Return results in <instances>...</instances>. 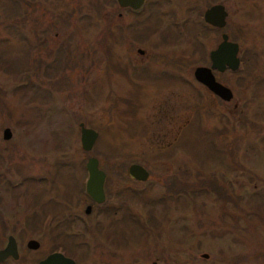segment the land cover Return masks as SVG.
<instances>
[{"label": "rangeland", "instance_id": "1", "mask_svg": "<svg viewBox=\"0 0 264 264\" xmlns=\"http://www.w3.org/2000/svg\"><path fill=\"white\" fill-rule=\"evenodd\" d=\"M111 1L0 0V245L18 234L21 248L0 264L59 248L76 264H264V0ZM213 3L220 30L202 20ZM221 32L239 47L238 70L216 74L228 101L192 75ZM79 122L98 134L89 151ZM88 156L106 174L99 204L84 191ZM56 195L59 236L25 226L57 219Z\"/></svg>", "mask_w": 264, "mask_h": 264}, {"label": "water", "instance_id": "2", "mask_svg": "<svg viewBox=\"0 0 264 264\" xmlns=\"http://www.w3.org/2000/svg\"><path fill=\"white\" fill-rule=\"evenodd\" d=\"M117 5L121 8L129 7L137 9L144 0H115ZM227 12L224 6L220 3H213L204 8L202 12V20L217 28L225 25ZM238 44L235 41L228 39L225 32L220 34V41L208 53L209 65H197L193 68V78L203 85L209 92L221 100L228 101L232 98L231 90L222 82L215 79L212 70L223 71L228 68L230 71H235L239 67ZM137 52L141 53L140 49ZM79 127V142L80 147L84 151H89L93 146L97 137V132L83 125L82 122L78 123ZM11 136V131L8 127H4L1 131V138L8 139ZM85 170L87 173L84 191L86 195L95 203H102L105 195L103 191V183L105 179V172L98 167L97 158L88 156L85 163ZM127 173L130 177L138 181H144L148 177L147 169L139 163L132 162L127 166ZM84 213H89L90 205L84 207ZM29 248H36L38 242L36 240H29L26 244ZM10 256L16 259L18 254L16 251V244L14 238L9 235L6 244L0 248V262L6 257ZM203 257L207 255L202 254ZM36 264H74V261L58 251H53L46 254L43 258L39 259Z\"/></svg>", "mask_w": 264, "mask_h": 264}, {"label": "flooded vegetation", "instance_id": "3", "mask_svg": "<svg viewBox=\"0 0 264 264\" xmlns=\"http://www.w3.org/2000/svg\"><path fill=\"white\" fill-rule=\"evenodd\" d=\"M144 2H145V0L142 2V4L137 8V9H139L143 4H144ZM211 5V4H210ZM209 6V5H208ZM207 6V7H208ZM125 8H127L128 10H131V12H133V11H135V10H137V9H131V8H129V7H125ZM206 8V7H205ZM204 22V21H203ZM205 23V22H204ZM207 26H209L210 28H214V29H217V30H220V29H222V28H224V26L223 27H221V28H217V27H215V26H211V25H209V24H207V23H205ZM226 24V23H225ZM222 33V32H221ZM220 33V34H221ZM220 41V40H219ZM218 44V43H217ZM216 44V45H217ZM215 45V46H216ZM215 48V47H214ZM137 49H140V48H137ZM213 49V48H212ZM142 52L141 53H143V50L142 49H140ZM210 51V50H209ZM209 51H208V53H209ZM139 53V52H138ZM140 53V54H141ZM207 58H208V54H207ZM209 65V59H208V63H207V65L206 66H208ZM226 70H228V68H225L223 71H216V70H212V73H213V75H214V77H215V79H216V74H218V73H221V72H224V71H226ZM230 71V70H229ZM217 80V79H216ZM9 139V138H8ZM8 139H3L4 141L5 140H8ZM2 152V151H1ZM0 158H2V154H0ZM3 164V165H2ZM4 165H5V163H3L1 160H0V181L1 180H4V178L6 177L5 175H6V170L4 169L5 167H4ZM106 176V175H105ZM3 178V179H2ZM135 180V179H134ZM138 181V180H137ZM145 181V180H144ZM140 182H142V181H140ZM49 183L51 184V187H53V184H55L56 182H54L53 180H51V181H49ZM6 184V183H5ZM20 184V182H18L17 181V179L16 180H14V181H11L10 183H8V184H6V186H8V188H10V190H14L15 188H17L18 187V185ZM46 184H47V181H46ZM58 185V184H57ZM103 186H104V184H103ZM7 187H4L3 186V188L2 189H6ZM7 188V190H9ZM103 189H104V187H103ZM53 190H54V188H53ZM56 193L58 194V192H57V188H56ZM105 195V194H104ZM61 197H58L57 195H56V198H54V199H50V198H48V199H46V202L48 203V205L47 206H49V207H51L52 209H55L54 207H56V208H58L57 209V213H56V215H57V219H53L52 217H53V215H50V216H52L50 219H48V220H46V219H43V220H40V219H37L36 217L35 218H33V219H30L28 216H26V217H28V218H26L25 219V221H24V223H25V226H29V225H31V226H34V224H40V225H42L43 227H49V228H56V230H57V227H59V228H61V227H63L62 225H63V220L64 219H62V217H60L61 216V214H60V211H61V209H62V207H63V201H62V199H60ZM89 200L91 201V202H93L90 198H89ZM2 201H5V199H3V195L0 193V203L2 202ZM93 203H95V202H93ZM87 204H89L90 205V209H91V203H87ZM86 204V205H87ZM96 204V203H95ZM31 215V214H30ZM4 222H5V220H1L0 219V223L2 224V226L4 225V227H5V224H4ZM58 232V230L54 233L55 235H57V236H59V233H57ZM9 235H11L13 238H14V241H15V244H16V251H17V254H18V256H17V258L16 259H18L19 257H20V253H19V250L21 251V248H20V245H19V240H17V235L14 237V235H12V234H7L6 235V241H7V237L9 236ZM29 239H27V241H28ZM6 241H5V243L3 244V245H0V248H2L5 244H6ZM27 241L25 242V247L26 248H29L26 244H27ZM38 247V246H37ZM53 251H58V252H61L62 254H64L65 256H68V257H70L73 261H74V264H76V258L74 257V256H71V255H68V254H66V250H61L60 248L59 249H51V250H49L46 254H48V253H50V252H53ZM45 254V255H46ZM44 255V256H45ZM44 256H41V258H43ZM41 258H39V259H41ZM7 259H12V260H16V259H13V258H11L10 256H8V257H6L3 261H6ZM38 259V260H39ZM37 260V261H38ZM3 261H1L0 263H2Z\"/></svg>", "mask_w": 264, "mask_h": 264}, {"label": "trees", "instance_id": "4", "mask_svg": "<svg viewBox=\"0 0 264 264\" xmlns=\"http://www.w3.org/2000/svg\"><path fill=\"white\" fill-rule=\"evenodd\" d=\"M110 3H112V1L110 0ZM129 11H131V10H129ZM238 70V69H237ZM179 191H181V190H179ZM205 192L206 190L204 189V187H200V188H198V187H196L195 189H191L190 190V192L193 194V195H196V194H198V192ZM209 192V191H208ZM219 192H222L221 190L219 191V188H215V194H217V195H219L220 193ZM179 194V193H178ZM178 194H175V196L177 197L178 196ZM192 194H190V195H192Z\"/></svg>", "mask_w": 264, "mask_h": 264}]
</instances>
